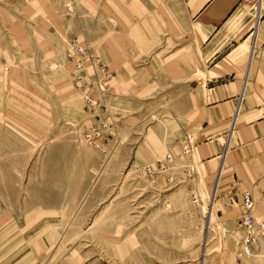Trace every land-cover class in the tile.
I'll list each match as a JSON object with an SVG mask.
<instances>
[{"label": "rangeland", "instance_id": "1", "mask_svg": "<svg viewBox=\"0 0 264 264\" xmlns=\"http://www.w3.org/2000/svg\"><path fill=\"white\" fill-rule=\"evenodd\" d=\"M100 14L85 0H0V264H264L263 248L245 256L220 226L218 203L188 189L186 158L141 174L180 150L149 99L127 106ZM75 39L113 75L96 117L72 87ZM98 120L105 152L83 138Z\"/></svg>", "mask_w": 264, "mask_h": 264}, {"label": "crops", "instance_id": "2", "mask_svg": "<svg viewBox=\"0 0 264 264\" xmlns=\"http://www.w3.org/2000/svg\"><path fill=\"white\" fill-rule=\"evenodd\" d=\"M85 2L100 4L103 60L127 106L149 99L170 143L188 146V189L222 207L233 237L244 194L264 222V0Z\"/></svg>", "mask_w": 264, "mask_h": 264}, {"label": "built area", "instance_id": "3", "mask_svg": "<svg viewBox=\"0 0 264 264\" xmlns=\"http://www.w3.org/2000/svg\"><path fill=\"white\" fill-rule=\"evenodd\" d=\"M66 62L72 69V87L79 98L89 109L92 117H96V110L100 107L101 97L107 94L112 73L98 58L78 40L71 41L68 45ZM96 71V76L91 78L88 69ZM90 79H93L92 83ZM96 87L95 90L93 88ZM101 121L99 127L89 128L83 133V138L92 147L101 152H105L102 143V131L109 130L110 126L105 121ZM188 146L182 145L180 154L175 156L171 152L165 153L160 159L145 166L141 174L145 176L156 175L159 173L177 169L175 163L189 155ZM185 177H190L189 171H186L187 165L182 164ZM180 169V168H179ZM186 169V170H185ZM193 204H198V200L192 197ZM244 234L241 241L242 253L247 257H252L261 248L264 250V222L254 215V203L248 194L243 195L242 215L240 219Z\"/></svg>", "mask_w": 264, "mask_h": 264}]
</instances>
